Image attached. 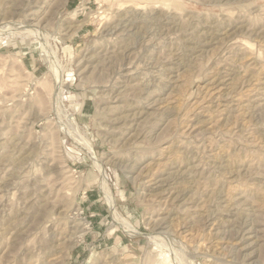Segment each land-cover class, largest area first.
I'll use <instances>...</instances> for the list:
<instances>
[{"label": "rangeland", "instance_id": "1", "mask_svg": "<svg viewBox=\"0 0 264 264\" xmlns=\"http://www.w3.org/2000/svg\"><path fill=\"white\" fill-rule=\"evenodd\" d=\"M0 264H264V0H0Z\"/></svg>", "mask_w": 264, "mask_h": 264}, {"label": "bare ground", "instance_id": "2", "mask_svg": "<svg viewBox=\"0 0 264 264\" xmlns=\"http://www.w3.org/2000/svg\"><path fill=\"white\" fill-rule=\"evenodd\" d=\"M156 19H157V18H156ZM11 26H12V25H11ZM11 26H10V27H11ZM17 28H18V27H17ZM11 31H12V29H11ZM31 31H32V30H31ZM51 64H52V63H51ZM50 66H51V65H50ZM51 68H53V66H51ZM75 133H76V132H75ZM73 134H74V132L72 133V136H74ZM79 136H80V135H79ZM77 138H78V134H77ZM77 138H76V139H77ZM82 140H83V139H82ZM80 141H81V140H80ZM85 142H86V141H85ZM86 144H88V143L86 142ZM91 149H92V148H91ZM89 150H90V149H89ZM93 155H94V154H93ZM91 156H92V155H91ZM96 163H97V162H96ZM97 164H98V163H97ZM99 167H100V166H99ZM131 231H132V230H131ZM155 240H156V239H155Z\"/></svg>", "mask_w": 264, "mask_h": 264}]
</instances>
